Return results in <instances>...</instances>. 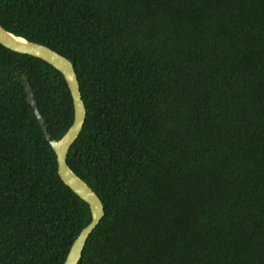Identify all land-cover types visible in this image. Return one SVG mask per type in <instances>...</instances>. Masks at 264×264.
<instances>
[{
	"label": "trees",
	"instance_id": "16d2710c",
	"mask_svg": "<svg viewBox=\"0 0 264 264\" xmlns=\"http://www.w3.org/2000/svg\"><path fill=\"white\" fill-rule=\"evenodd\" d=\"M68 59L85 108L66 164L104 215L77 264H264V0H0ZM50 139L62 75L0 45V264H63L91 214Z\"/></svg>",
	"mask_w": 264,
	"mask_h": 264
},
{
	"label": "water",
	"instance_id": "95a60500",
	"mask_svg": "<svg viewBox=\"0 0 264 264\" xmlns=\"http://www.w3.org/2000/svg\"><path fill=\"white\" fill-rule=\"evenodd\" d=\"M0 45L12 52L38 58L47 63L62 75L69 90L73 105L72 124L59 140H52L44 127L43 119L38 113L30 86L26 78L24 76L22 77L25 100L32 109L36 121L42 131L43 137L49 143L56 156L57 174L60 180L76 196L85 202L90 210L91 220L89 224L84 227L75 238L63 263L77 264L81 258L88 237L97 227L104 215V209L95 192L92 191L84 181L76 176L66 164L67 153L77 140L85 122V108L81 98L76 73L71 62L65 57L59 55L44 45L30 42L21 36H16L4 30L1 26Z\"/></svg>",
	"mask_w": 264,
	"mask_h": 264
}]
</instances>
